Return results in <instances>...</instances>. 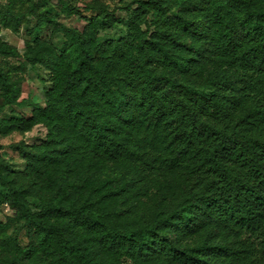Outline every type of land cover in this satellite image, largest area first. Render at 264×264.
Returning <instances> with one entry per match:
<instances>
[{
    "label": "trees",
    "instance_id": "obj_1",
    "mask_svg": "<svg viewBox=\"0 0 264 264\" xmlns=\"http://www.w3.org/2000/svg\"><path fill=\"white\" fill-rule=\"evenodd\" d=\"M125 9L70 2L79 29L47 0H9V27L44 22L64 40L21 52L0 38L51 81L30 116L1 119L3 134L48 131L14 145L22 170L0 143V264H264V0ZM0 89L17 101L1 62Z\"/></svg>",
    "mask_w": 264,
    "mask_h": 264
},
{
    "label": "rangeland",
    "instance_id": "obj_2",
    "mask_svg": "<svg viewBox=\"0 0 264 264\" xmlns=\"http://www.w3.org/2000/svg\"><path fill=\"white\" fill-rule=\"evenodd\" d=\"M41 2V0H33ZM48 7L51 8L56 18L68 26L82 29L86 24V20L78 16L75 12L69 10L70 2L80 8L84 4L97 3L107 6L114 10L115 15L121 19L127 18V4L133 0H47ZM29 2L21 3L17 1L14 5V12L21 13L26 8ZM136 4L133 5V7ZM42 7L39 9V11ZM9 10V0H0V38L3 41L9 42L19 48L21 52L25 50V41L33 40L36 37L50 39L55 45L60 47L64 40L61 33H54L52 26L42 22L35 25L33 22L23 21L18 30L9 27L10 21L4 16ZM120 27L112 29L109 33L112 35L124 28L125 24L119 22ZM0 62L6 69H10L12 79L16 82L17 91L19 93L17 101L13 103L7 102L0 89V123L2 118L9 117H27L32 113V102H43L45 99L44 89L50 87L51 81L49 71L41 65L35 68L29 66L25 59L4 55L0 53ZM20 63L26 64L24 70L16 69ZM47 127L42 124H36L28 131H13L8 134H3L0 131V143L3 144L1 154L3 159L8 163L12 170H22L26 165V161L21 156L20 151L14 145L19 142L28 144L40 143L45 140ZM34 201V198H31ZM9 215H12L10 207L3 203L0 205V220H6ZM23 243L27 242L26 232L20 234ZM122 264H133L129 259L123 261Z\"/></svg>",
    "mask_w": 264,
    "mask_h": 264
}]
</instances>
